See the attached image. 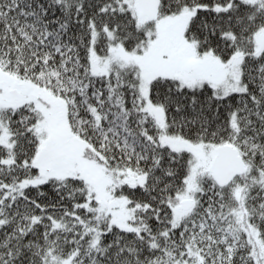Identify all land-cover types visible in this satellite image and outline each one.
I'll list each match as a JSON object with an SVG mask.
<instances>
[{"label": "snow or ice", "instance_id": "1", "mask_svg": "<svg viewBox=\"0 0 264 264\" xmlns=\"http://www.w3.org/2000/svg\"><path fill=\"white\" fill-rule=\"evenodd\" d=\"M0 264H264V0H0Z\"/></svg>", "mask_w": 264, "mask_h": 264}]
</instances>
